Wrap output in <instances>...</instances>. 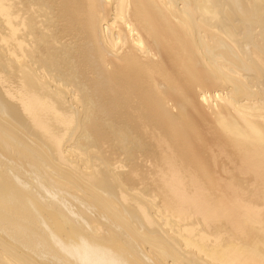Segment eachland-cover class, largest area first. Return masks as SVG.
<instances>
[{
	"label": "bare ground",
	"instance_id": "obj_1",
	"mask_svg": "<svg viewBox=\"0 0 264 264\" xmlns=\"http://www.w3.org/2000/svg\"><path fill=\"white\" fill-rule=\"evenodd\" d=\"M0 264H264V0H0Z\"/></svg>",
	"mask_w": 264,
	"mask_h": 264
},
{
	"label": "rangeland",
	"instance_id": "obj_2",
	"mask_svg": "<svg viewBox=\"0 0 264 264\" xmlns=\"http://www.w3.org/2000/svg\"><path fill=\"white\" fill-rule=\"evenodd\" d=\"M244 187H247L246 185L244 186ZM248 188V187H247ZM254 187L253 186H251V185H249V188L248 189H253ZM248 191V190H247ZM249 191H251V190H249Z\"/></svg>",
	"mask_w": 264,
	"mask_h": 264
}]
</instances>
